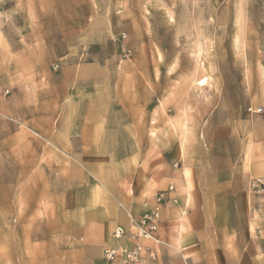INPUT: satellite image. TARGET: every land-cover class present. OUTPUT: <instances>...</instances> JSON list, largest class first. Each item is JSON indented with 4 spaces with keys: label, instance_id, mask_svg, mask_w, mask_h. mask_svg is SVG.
I'll use <instances>...</instances> for the list:
<instances>
[{
    "label": "crops",
    "instance_id": "crops-1",
    "mask_svg": "<svg viewBox=\"0 0 264 264\" xmlns=\"http://www.w3.org/2000/svg\"><path fill=\"white\" fill-rule=\"evenodd\" d=\"M55 60L57 73L43 61L0 79L10 93L0 97V264H264V194L249 188L264 176V117L253 106L221 85L195 97L192 79L173 85L171 74L162 87L159 71L97 47ZM169 186L175 203L159 208L156 231L135 235Z\"/></svg>",
    "mask_w": 264,
    "mask_h": 264
},
{
    "label": "rangeland",
    "instance_id": "rangeland-1",
    "mask_svg": "<svg viewBox=\"0 0 264 264\" xmlns=\"http://www.w3.org/2000/svg\"><path fill=\"white\" fill-rule=\"evenodd\" d=\"M94 47L162 87L192 79L195 97L207 78L264 117V0H0V79L43 61L57 73L56 57Z\"/></svg>",
    "mask_w": 264,
    "mask_h": 264
},
{
    "label": "built area",
    "instance_id": "built-area-1",
    "mask_svg": "<svg viewBox=\"0 0 264 264\" xmlns=\"http://www.w3.org/2000/svg\"><path fill=\"white\" fill-rule=\"evenodd\" d=\"M249 188L251 192L255 195H263L264 194V176L255 178L250 181ZM172 186H169L166 191L160 192L155 198V206L152 211L144 214L141 219L137 222L136 233L142 238H149L151 233H154L157 229V220H158V212L159 208L165 203H175L174 199H168V193L172 192ZM124 231L120 227H116L113 231V237L115 239H119L123 235ZM140 247L138 245H134L131 250L125 251L124 259L127 262H136L138 259V252ZM104 258L106 261H112L115 258L116 253L113 250L106 249L104 251ZM187 264V263H184ZM190 264V263H189Z\"/></svg>",
    "mask_w": 264,
    "mask_h": 264
},
{
    "label": "bare ground",
    "instance_id": "bare-ground-1",
    "mask_svg": "<svg viewBox=\"0 0 264 264\" xmlns=\"http://www.w3.org/2000/svg\"><path fill=\"white\" fill-rule=\"evenodd\" d=\"M207 82H208L207 78H201L197 80L195 83L197 90H202V88L204 89V87L207 85Z\"/></svg>",
    "mask_w": 264,
    "mask_h": 264
}]
</instances>
